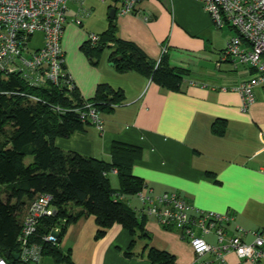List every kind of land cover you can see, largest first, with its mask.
Here are the masks:
<instances>
[{
    "label": "crops",
    "instance_id": "0c3cea01",
    "mask_svg": "<svg viewBox=\"0 0 264 264\" xmlns=\"http://www.w3.org/2000/svg\"><path fill=\"white\" fill-rule=\"evenodd\" d=\"M71 2L75 12L70 18L69 3L62 37L68 73L84 99L94 98L98 85L108 83L124 91L125 101L100 111L103 130L88 124L67 138H57L56 145L107 161L113 160L115 143L134 147L132 173L144 181L141 192L174 193L195 209L229 214L234 220L227 226L228 235L252 243V232L264 231V90L257 88L256 100L244 109L235 87L251 77L250 67L235 66L232 60L218 65L235 31L215 27L197 0H142L129 14L116 9L118 37L136 43L155 60L167 43L170 65L187 71L181 90L172 91L139 72H119L109 59L111 49L95 52L91 62L81 46L90 32L101 34L108 29L111 9L105 20L101 10L83 0L88 18L79 28L75 18L81 4ZM112 175L117 173H109L117 189L119 179ZM122 199L141 214L137 195ZM146 217L150 239L139 240L132 257L125 256L134 240L131 234L116 224L97 239L99 228L93 216L69 225L58 248L73 264H152L144 252L146 245L174 256V264H220L213 254L197 256L178 230ZM205 240L217 244L213 235ZM40 264L56 263L43 256ZM224 264L253 263L230 253Z\"/></svg>",
    "mask_w": 264,
    "mask_h": 264
},
{
    "label": "trees",
    "instance_id": "16d2710c",
    "mask_svg": "<svg viewBox=\"0 0 264 264\" xmlns=\"http://www.w3.org/2000/svg\"><path fill=\"white\" fill-rule=\"evenodd\" d=\"M113 1L109 10H119L116 4L121 0ZM109 22L96 45L87 40L81 46L91 62H95V52L110 47L109 59L119 72L136 71L167 90H181L185 69L171 66L166 53L157 60L150 58L136 43L118 37L114 19L109 18ZM86 100L93 102L99 111L111 110L125 101V93L108 83H100L95 97ZM83 105L84 98L76 84L72 90L51 83L32 87L19 74L0 73V258L10 264L20 263L13 256L20 252L23 211L42 194L52 196L57 213L41 220L37 236L45 235L41 228L60 230L56 245L39 240L44 246L43 256L52 257L56 264H73L58 244L68 226L84 216L95 217L99 228L97 239L116 224L126 229L134 238L126 257L135 255L133 250L139 240L150 239L145 228L147 217L122 199L138 195L145 186L132 173L131 152L137 149L115 143L113 160L107 161L56 145L57 138H67L92 124L82 121L76 111ZM28 156L32 157L29 163ZM113 169H117V189L109 176ZM73 208L80 211L74 213ZM144 252L152 264H174V256L165 251L146 245Z\"/></svg>",
    "mask_w": 264,
    "mask_h": 264
},
{
    "label": "built area",
    "instance_id": "2783aa9c",
    "mask_svg": "<svg viewBox=\"0 0 264 264\" xmlns=\"http://www.w3.org/2000/svg\"><path fill=\"white\" fill-rule=\"evenodd\" d=\"M71 1L80 3L78 12L87 14L83 0H0V73L19 74L32 87L51 83L68 87L69 90L74 88L62 47L66 13ZM141 1L121 0L118 11L120 14L133 13ZM197 1L210 14L215 27L235 31L221 53L218 65L232 60L235 66L245 64L252 68L251 77L235 87L243 98V108L247 109L256 100V89L264 90V0ZM75 21L83 24L80 17H76ZM38 32L44 36V45L30 49V39ZM99 38V34L89 33L88 40L92 44L96 45ZM167 51L168 44L165 43L161 55ZM76 111L80 113L82 121H89L103 130V118L93 102L84 99L83 107ZM112 172L117 173V169ZM137 196L143 206L141 214L181 232L197 256L213 254L220 264H224L225 255L230 253L253 264L264 260V231L252 232L254 240L246 243L241 236L228 235L227 226L234 220L229 214L195 209L174 193L156 195L150 189L148 193L140 192ZM52 203L51 195L42 194L30 204L18 239L19 264L41 263L44 246L39 240L45 244H57L58 237L51 235L52 231L60 233L57 228L40 238L37 236L41 220L54 217L57 213ZM237 231L246 233L240 227H237ZM209 235L216 237V245L205 240ZM0 264L10 263L0 258Z\"/></svg>",
    "mask_w": 264,
    "mask_h": 264
},
{
    "label": "rangeland",
    "instance_id": "374dc122",
    "mask_svg": "<svg viewBox=\"0 0 264 264\" xmlns=\"http://www.w3.org/2000/svg\"><path fill=\"white\" fill-rule=\"evenodd\" d=\"M73 2H70V4H69V13H71V11L72 12H75L74 11V9H75V6H74V4H72ZM85 3H88V5H91V6H93L95 9H97V10H101L102 11V13H103V17L105 18V20L108 18V16H109V5L112 3V0H106V1H101V0H85ZM87 5V4H86ZM86 5H84L83 7L84 8H86V9H88L89 10V8H87V6ZM78 10V7L76 6V11ZM68 13V14H69ZM69 17L70 18H72L73 16H72V13L71 14H69ZM76 17H80L81 19H82V21H83V23H84V19H87L88 18V16L86 15V13H80V12H77V16ZM75 18V17H74ZM74 18H73V20H74ZM76 19V18H75ZM93 18H91V20H92ZM87 22H88V20H87ZM76 26L77 27H79V28H83L84 26H81V25H79V24H76ZM42 45H44V36H43V34L42 33H36V34H34L32 37H31V39H30V43H29V48L30 49H33V48H38V47H40V46H42ZM103 51H110V47H106V48H104V50ZM105 52V53H106ZM111 52V51H110ZM32 160V157L31 156H28L27 158H26V162L27 163H29L30 161ZM112 178H116L117 180H118V177L117 176H114V175H112ZM29 208V207H28ZM28 210V209H27Z\"/></svg>",
    "mask_w": 264,
    "mask_h": 264
},
{
    "label": "water",
    "instance_id": "95a60500",
    "mask_svg": "<svg viewBox=\"0 0 264 264\" xmlns=\"http://www.w3.org/2000/svg\"><path fill=\"white\" fill-rule=\"evenodd\" d=\"M115 12H116V9L112 8L110 10V17L113 19L115 18ZM41 230L45 233V234H48L49 231L46 230L45 228H41ZM51 235H54L55 237H59V233L58 232H55V231H52L51 232ZM7 255H10V253L8 252ZM15 258V260H18V255H15L13 256Z\"/></svg>",
    "mask_w": 264,
    "mask_h": 264
}]
</instances>
